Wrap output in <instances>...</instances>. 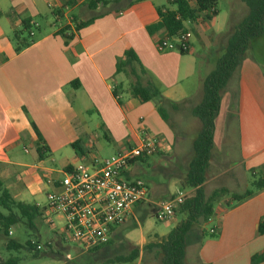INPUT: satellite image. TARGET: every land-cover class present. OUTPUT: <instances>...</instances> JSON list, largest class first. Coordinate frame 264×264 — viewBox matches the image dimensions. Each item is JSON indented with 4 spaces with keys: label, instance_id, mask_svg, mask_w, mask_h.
<instances>
[{
    "label": "crops",
    "instance_id": "0c3cea01",
    "mask_svg": "<svg viewBox=\"0 0 264 264\" xmlns=\"http://www.w3.org/2000/svg\"><path fill=\"white\" fill-rule=\"evenodd\" d=\"M84 1L0 0V179L16 201L40 204L43 193L57 188L63 172L90 167L94 157L106 159L125 153L137 144L138 131L144 128L160 138L161 149L150 158L133 161L123 177L144 184L149 202L135 205L111 236L122 235L141 249L149 240L167 236L174 226L172 222L159 229L150 225L147 218H154L155 206L178 194L189 197L194 192L179 187L193 157L191 128L199 129L191 110L201 102V83L221 56L215 52L217 35H223L222 46L227 33L221 26L215 29L220 16L217 10L211 20L199 19L189 26L199 47L189 42L187 54L160 53L156 45L166 40L165 31L147 30L159 21L157 9H167L156 0L113 8L76 30V24L104 10L90 11ZM240 8L236 3V15ZM246 14L244 10L236 18L229 14L230 26L241 23ZM27 19L38 23V30L30 46L15 53L12 34L19 32ZM65 28L72 33L70 38L62 35ZM126 50L136 55L145 79L177 104L175 110L170 108L169 120L188 121V125L184 123L188 128L176 132L161 119L153 102L140 103L132 96L129 80L116 72ZM201 52L209 62L208 73L191 93L186 88L187 65L194 64ZM235 91L237 101L232 107ZM233 143L239 156L236 163L228 160ZM110 150L113 155L107 156ZM137 163L156 169L155 176L145 173L141 180L131 179ZM259 178L264 179V36L253 41L237 79L221 96L202 189L206 197L217 190H225L227 195L213 207L211 228H216V234L211 237L199 232L195 237V263L264 264V234H257L264 219V188L244 201L229 200L231 194L245 192ZM29 197L33 203L26 201Z\"/></svg>",
    "mask_w": 264,
    "mask_h": 264
},
{
    "label": "trees",
    "instance_id": "16d2710c",
    "mask_svg": "<svg viewBox=\"0 0 264 264\" xmlns=\"http://www.w3.org/2000/svg\"><path fill=\"white\" fill-rule=\"evenodd\" d=\"M141 0H85L84 5L90 11L98 7L102 10L90 20L76 24L78 30L90 24L94 19L104 15L113 8L122 9ZM247 8L246 17L241 23L230 26L225 34L224 53L216 60L214 70L202 82L201 102L191 110V115L198 121L199 129L192 143L193 157L188 165L185 177L180 182V191L193 189L189 197H184L183 203L177 208L183 219L163 238H154L152 242L145 244L141 249L133 246L125 254L114 255L100 264H135L144 260L143 264H185L187 237L194 226L205 224L213 217L215 202L227 195L225 190H217L210 196L204 195L202 185L206 180V171L211 159L213 149L214 120L220 110L221 96L223 92L237 79L238 72L244 57L249 51L251 44L256 39L264 36V0H241ZM174 10L157 9L159 21L147 28L153 33L164 30L166 39L176 40L186 30V24H195L199 19L209 21L217 16L218 0H169ZM11 15V12H8ZM33 26L29 19L22 21V29L12 34L15 44V53L30 46L35 36H30ZM68 31V32H67ZM27 33V38L22 37ZM65 38H70L68 28L61 31ZM188 51V50H187ZM187 51L179 50L180 54ZM116 72L122 73L129 80L132 96L140 103L153 102L161 119L169 124L170 108L175 110L177 104L165 99L161 92L148 80L145 79L146 72L140 65L139 60L132 50H126L123 58L116 64ZM231 105L237 101V91L232 93ZM75 147V144L72 145ZM41 150H37L40 154ZM139 160V159H138ZM264 188V179L254 180L249 189L243 194H231L229 200L238 203L252 197L255 192ZM39 208L34 204L16 201L4 187L0 179V234L9 236L11 228L25 225L34 229V221L41 217ZM203 236L207 234L202 230ZM257 234H264V219L257 227ZM208 236H213L208 234ZM111 245L109 241L105 246ZM39 245L27 241L24 245L8 241L7 250L34 251V257H38ZM104 247V246H102ZM101 248V247H100ZM100 248L90 250L97 251ZM159 258V263L158 262ZM7 264H15L8 260Z\"/></svg>",
    "mask_w": 264,
    "mask_h": 264
},
{
    "label": "built area",
    "instance_id": "2783aa9c",
    "mask_svg": "<svg viewBox=\"0 0 264 264\" xmlns=\"http://www.w3.org/2000/svg\"><path fill=\"white\" fill-rule=\"evenodd\" d=\"M191 25L188 22L185 32L176 40L160 41L156 50L160 53L187 51ZM32 26L30 36L34 35L39 24L33 22ZM160 149V138L141 128L137 144L125 153L106 159L94 157L90 160V167L78 166L63 172L57 188L46 193L45 204H37L36 207L42 216L53 214L61 219L64 222L63 233L82 252L105 246L113 230L126 221L133 207L149 202L146 186L140 181L125 180L123 173L133 161L150 158ZM183 200L184 195L178 194L159 202L155 206V220L159 223L171 222ZM48 223L54 224L53 220ZM208 234L214 236L216 228H210Z\"/></svg>",
    "mask_w": 264,
    "mask_h": 264
},
{
    "label": "rangeland",
    "instance_id": "374dc122",
    "mask_svg": "<svg viewBox=\"0 0 264 264\" xmlns=\"http://www.w3.org/2000/svg\"><path fill=\"white\" fill-rule=\"evenodd\" d=\"M236 3L237 6H241L240 10L237 12V15L235 14L236 12H234L236 11L234 9L236 7ZM156 4L160 7L174 10V6H172L168 2V0H156ZM217 10L220 16L217 21L218 25L215 29H218L221 26L223 29L222 31L227 33L230 27V23H232L231 18L230 20L228 19L229 14H232L233 17L236 18L237 16H240L242 10L247 11V8L243 3L240 2V0H218ZM217 36V46H215V49H217L215 52L222 55L224 53L225 45L223 44L221 46L223 35ZM22 37L26 39L28 37L27 33L24 32L22 34ZM189 42L192 43L194 47H199L192 34L190 35ZM205 48H207V46H205ZM209 57L211 58L212 55ZM208 63L209 62L205 61L204 52H201L196 57L194 64L191 63L187 65V70L190 74L188 75V78L186 80V88L188 89V91H191V93H194L196 89L199 88L200 79L204 78L206 73H208ZM211 67L214 70L215 64ZM200 89H202V83ZM187 122H173L172 119L169 120V123L172 125L173 129L177 130L176 132H182L183 129L188 128L189 126L184 125V123ZM188 124L189 123H187V125ZM197 134L198 127L195 130L191 128L189 137H193L194 139L196 138ZM231 149L232 150L228 152V160L230 161V163H236L239 159V156L236 150V145L234 143L231 146ZM106 155H113V150H110ZM49 165L52 164L49 163ZM166 165L167 163L165 164V167L167 168V170H169V167ZM53 167L56 170H60V166L57 163H54ZM131 171V179L138 178L141 180L145 177V173L154 177V172L156 171V169L148 170L144 164L137 163ZM156 176L160 177L161 175ZM248 178L250 177L248 176ZM58 179H62V174L61 176H58ZM240 193L243 194L244 191L240 190ZM45 195L46 194L43 193L44 202L43 200H40V204H45ZM26 201L28 203H33V198L29 197ZM217 202L218 200L215 202V204ZM182 219L183 217L181 215L175 216V218L171 221L174 225L171 229H173L175 225L178 224ZM49 220H53L54 224L50 225L48 223ZM147 220L153 228L159 229L161 226H163V223L157 222L150 216L147 218ZM212 225L213 219H210L209 222L205 224L194 226V228L188 234L187 246L185 251V264H197L195 263V257L197 253L195 237L199 234V232L201 233L202 230L207 234ZM63 227L64 222L57 216L53 214H44L34 221L33 230L26 227L25 225H18L11 228V234H9L7 238L0 234V264H7L6 262H8V260L13 261L15 264H100L101 262H104L109 258H113L114 255L127 253L129 248H132L134 246L133 244L128 242L122 235H119L116 238H110L111 245L109 246L101 247L94 252H82L81 248L75 243L71 242L69 237L63 233ZM8 241H12L21 245H24L27 241L38 244L40 247L38 257H34V251L28 252L25 250H20L19 252H17L15 250H7L6 246ZM149 242H152V240H149L147 243ZM144 260H148V257L144 258L143 261ZM157 261L158 262L156 263H159V258Z\"/></svg>",
    "mask_w": 264,
    "mask_h": 264
}]
</instances>
